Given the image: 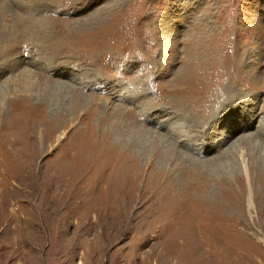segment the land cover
Segmentation results:
<instances>
[{
	"label": "rangeland",
	"instance_id": "1",
	"mask_svg": "<svg viewBox=\"0 0 264 264\" xmlns=\"http://www.w3.org/2000/svg\"><path fill=\"white\" fill-rule=\"evenodd\" d=\"M0 264H264V0H0Z\"/></svg>",
	"mask_w": 264,
	"mask_h": 264
},
{
	"label": "bare ground",
	"instance_id": "2",
	"mask_svg": "<svg viewBox=\"0 0 264 264\" xmlns=\"http://www.w3.org/2000/svg\"><path fill=\"white\" fill-rule=\"evenodd\" d=\"M239 153H240V155H242L243 151L239 150ZM241 162H242L243 173L245 174L246 178H248V170L246 169L244 161L242 159H241ZM248 205H251L250 199H248Z\"/></svg>",
	"mask_w": 264,
	"mask_h": 264
}]
</instances>
